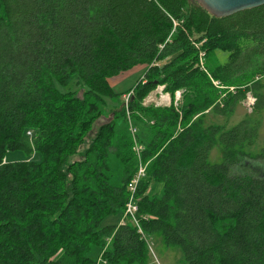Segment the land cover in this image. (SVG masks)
Returning <instances> with one entry per match:
<instances>
[{"label":"trees","instance_id":"1","mask_svg":"<svg viewBox=\"0 0 264 264\" xmlns=\"http://www.w3.org/2000/svg\"><path fill=\"white\" fill-rule=\"evenodd\" d=\"M143 65L133 88L110 85ZM159 86L182 103L145 106ZM249 94L253 114L206 125ZM262 111L264 6L216 18L195 0H0V264H152L136 227L106 224L138 170L131 127L149 240L184 264H264V148L249 151Z\"/></svg>","mask_w":264,"mask_h":264},{"label":"rangeland","instance_id":"2","mask_svg":"<svg viewBox=\"0 0 264 264\" xmlns=\"http://www.w3.org/2000/svg\"><path fill=\"white\" fill-rule=\"evenodd\" d=\"M203 54V53H201ZM221 63H225L227 60V53H223L221 55ZM205 57L204 54L203 56L200 55V66L202 69H205ZM203 64V67H202ZM147 70V68H146ZM146 72V71H145ZM142 76H144L143 72H135L134 70L131 72H127V73H123L121 74L119 77H116L115 79L112 80V85L113 88L117 91V92H123L125 90H128L130 88H133L136 83L138 82L139 79L143 78ZM218 83V84H215ZM213 84L215 85V87L221 91L223 90H229V91H234L235 88L234 87H227L224 86L221 82L219 81H215L213 80ZM165 87L164 86H159L155 91H153L148 98L144 101V105L145 106H151L154 105L156 107H169L172 105V103L174 102L175 106H179V104L182 103V91H179L176 93V96L174 98V101L171 97L170 94L165 92ZM71 91H78L79 90V85L76 84V82L73 83L71 89ZM81 93H79V95L81 96ZM129 94H133V92L129 93ZM126 94L124 96V100L126 99V96L129 95ZM180 95V96H179ZM224 95V94H223ZM110 101V100H109ZM111 102V101H110ZM255 102V99L253 98V96L251 94L248 95V98L245 102H243L242 104H240L237 109L236 112L230 116V117H223L220 115H216L214 113H209L206 116V125H221V126H225L226 128H231L233 126H235L236 124H238L242 119L245 118V116L247 114H253V104ZM109 108H107V113ZM258 118L261 120L262 124H261V129L259 132V137L257 140V144L249 149V151H252L253 153H259L261 149L264 148V111H262L261 113H259ZM111 117L105 116V118H102L98 123L96 127H99V125L107 120H110ZM13 160H20L22 159L21 156H17L12 158ZM210 161L212 163H218L221 161V151L219 150V148H215L211 155H210ZM255 172H259V173H264V168L262 170L259 169H254ZM159 191L161 190V188L154 187L150 190V192H154V191ZM150 244L152 247V251H151V257H152V264H184V260H183V254L182 251L178 248H166L165 246H163L160 241H158V239L155 238H150ZM99 253L96 254V258L97 255ZM101 256V255H100ZM99 257V256H98ZM100 260V257H99Z\"/></svg>","mask_w":264,"mask_h":264},{"label":"built area","instance_id":"3","mask_svg":"<svg viewBox=\"0 0 264 264\" xmlns=\"http://www.w3.org/2000/svg\"><path fill=\"white\" fill-rule=\"evenodd\" d=\"M203 56V54H201ZM203 67V64H202ZM204 68V67H203ZM218 84V83H215ZM131 94L126 96V102L129 101ZM180 96V95H179ZM131 132H132V136L135 142V152L137 154L138 157V170L137 173L135 174V176L131 179V181L128 184V193H129V197H128V201L126 203V208H125V212L124 215L120 221V226H125L127 224H131L134 227H136L139 231L140 234H142L143 238L147 241L148 245H149V249L150 252L153 250L150 244V240L149 238L146 236V234L144 233V231L142 230L141 227V219L139 216V198H138V190H139V186L140 183L143 179L146 178L147 175V164H145L142 160V152H143V146H141L136 138V132L137 130L133 127H131ZM100 261H103L102 258L100 257Z\"/></svg>","mask_w":264,"mask_h":264},{"label":"water","instance_id":"4","mask_svg":"<svg viewBox=\"0 0 264 264\" xmlns=\"http://www.w3.org/2000/svg\"><path fill=\"white\" fill-rule=\"evenodd\" d=\"M210 15L226 18L264 6V0H195Z\"/></svg>","mask_w":264,"mask_h":264},{"label":"crops","instance_id":"5","mask_svg":"<svg viewBox=\"0 0 264 264\" xmlns=\"http://www.w3.org/2000/svg\"><path fill=\"white\" fill-rule=\"evenodd\" d=\"M146 68H147V66H145V65H143V66H138V67H135L133 70L135 71V72H143V73H145V71H146ZM132 70V71H133ZM131 72V71H130ZM127 73V72H126ZM143 77V76H142ZM113 79H115V78H113ZM113 79H110L109 80V83H110V85L113 87V85H112V80ZM121 221V220H120ZM120 221H119V219L118 218H116V217H112V218H109L107 221H106V224L107 225H114V224H120ZM160 243H161V241H160Z\"/></svg>","mask_w":264,"mask_h":264}]
</instances>
